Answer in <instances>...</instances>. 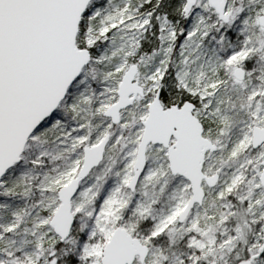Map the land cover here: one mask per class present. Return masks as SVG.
I'll return each mask as SVG.
<instances>
[{"label": "snow or ice", "instance_id": "obj_1", "mask_svg": "<svg viewBox=\"0 0 264 264\" xmlns=\"http://www.w3.org/2000/svg\"><path fill=\"white\" fill-rule=\"evenodd\" d=\"M0 264H264V0H0Z\"/></svg>", "mask_w": 264, "mask_h": 264}]
</instances>
